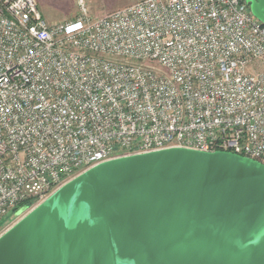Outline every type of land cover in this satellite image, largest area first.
<instances>
[{"label":"built area","instance_id":"built-area-1","mask_svg":"<svg viewBox=\"0 0 264 264\" xmlns=\"http://www.w3.org/2000/svg\"><path fill=\"white\" fill-rule=\"evenodd\" d=\"M77 7L48 23L36 0H0V221L123 156L183 147L264 163V24L248 0Z\"/></svg>","mask_w":264,"mask_h":264},{"label":"water","instance_id":"water-1","mask_svg":"<svg viewBox=\"0 0 264 264\" xmlns=\"http://www.w3.org/2000/svg\"><path fill=\"white\" fill-rule=\"evenodd\" d=\"M0 264H264V163L183 147L101 162L0 236Z\"/></svg>","mask_w":264,"mask_h":264},{"label":"rangeland","instance_id":"rangeland-1","mask_svg":"<svg viewBox=\"0 0 264 264\" xmlns=\"http://www.w3.org/2000/svg\"><path fill=\"white\" fill-rule=\"evenodd\" d=\"M38 8L48 23H57L74 19L78 14L77 0H36ZM138 0H84L91 15H101L122 8ZM19 210L10 220V216L1 219L2 229H7L26 212ZM9 220V221H8Z\"/></svg>","mask_w":264,"mask_h":264},{"label":"trees","instance_id":"trees-1","mask_svg":"<svg viewBox=\"0 0 264 264\" xmlns=\"http://www.w3.org/2000/svg\"><path fill=\"white\" fill-rule=\"evenodd\" d=\"M24 205H25V204H24ZM24 205H22L21 207H23ZM21 207H20V208H21ZM20 208H18V209H20ZM16 211H17V210H16Z\"/></svg>","mask_w":264,"mask_h":264}]
</instances>
